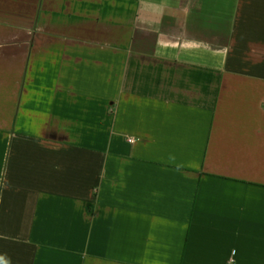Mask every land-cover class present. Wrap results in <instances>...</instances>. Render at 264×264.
I'll use <instances>...</instances> for the list:
<instances>
[{"label": "crops", "instance_id": "obj_1", "mask_svg": "<svg viewBox=\"0 0 264 264\" xmlns=\"http://www.w3.org/2000/svg\"><path fill=\"white\" fill-rule=\"evenodd\" d=\"M0 264H264V0H0Z\"/></svg>", "mask_w": 264, "mask_h": 264}]
</instances>
